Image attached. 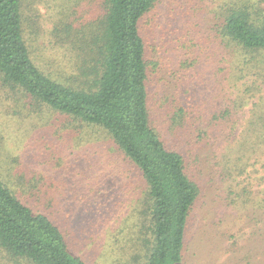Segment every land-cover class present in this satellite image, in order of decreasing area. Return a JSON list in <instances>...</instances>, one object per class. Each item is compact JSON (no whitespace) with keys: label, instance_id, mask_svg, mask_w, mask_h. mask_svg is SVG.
<instances>
[{"label":"rangeland","instance_id":"1","mask_svg":"<svg viewBox=\"0 0 264 264\" xmlns=\"http://www.w3.org/2000/svg\"><path fill=\"white\" fill-rule=\"evenodd\" d=\"M218 1L157 0L142 20L151 122L165 142L186 153L192 165L190 174L209 180L210 198L214 196L212 187L215 192L224 189V195L231 185L239 183H251L260 198L264 191V147L255 148L244 160H239L242 153L238 149L249 144L256 133L249 130V121L264 85L255 81L260 74L243 76L235 66L241 68L244 58L220 33L221 19L213 14ZM21 10L32 55L49 71L55 67L51 58L63 54L66 24L76 28L106 11L103 0H21ZM263 11L262 0L258 14ZM249 65L261 70L255 55ZM65 68L62 64L61 69ZM181 106L195 121L186 126L190 132L173 128L174 114ZM228 108L236 120L235 137L230 135L227 146L226 137H221L217 160L226 161L224 149L229 148L239 165L247 166L235 181L222 171L218 173L221 168L215 164L214 142L205 132L214 134V124L210 126L209 121L221 117ZM192 128L201 134L200 139L196 140ZM200 147L205 176L194 169L199 163L193 164L190 157L191 150ZM0 174L19 198L61 224L73 251L92 264H118L115 256L129 236L121 230L127 226L129 233V224L134 223L131 209L144 188L139 173L107 133H95L71 116L37 102L21 88L4 83L1 75ZM218 208H201L206 220L197 210L186 237L185 264H264V209L236 212ZM125 220L129 224L124 225ZM124 235L125 241L121 238ZM0 264L26 263L0 247Z\"/></svg>","mask_w":264,"mask_h":264},{"label":"trees","instance_id":"2","mask_svg":"<svg viewBox=\"0 0 264 264\" xmlns=\"http://www.w3.org/2000/svg\"><path fill=\"white\" fill-rule=\"evenodd\" d=\"M261 1L219 0L213 14L221 19L223 38L236 45L238 55L244 58L241 68L239 64L235 66L243 76L260 74L255 81L264 85V11L258 14ZM103 2L106 11L102 17L76 28L66 24L63 54L51 58L55 67L49 71L32 55L23 30L21 0H0V75L4 83L21 88L37 102L71 116L95 133H107L139 173L144 188L131 209L134 223L125 220L124 225H131V229L128 233L125 226L121 234L126 231L128 240L114 260L118 264H185L186 237L197 210L198 214L201 208L219 206L236 212L261 210L264 191L257 198L251 183H239L231 185L224 195V189L215 192L212 187L214 196L210 198L209 180L190 174L192 165L186 153L165 142L151 122L149 65L141 23L157 0ZM254 55L261 70L249 65ZM62 64L66 66L63 70ZM254 112L249 130L256 133L249 144L237 148L242 153L239 160L248 153L254 154L255 148L264 147V93ZM222 114L209 121L210 126L214 124V134L205 132L214 142L215 164L221 168L218 173L222 171L235 181L236 175L247 171V166L239 165L238 158L228 153V147L224 149L228 159L223 163L217 160L222 147L219 140L226 137V146L229 145L236 128L231 110L225 109ZM173 118L176 132H190L186 126L195 122L183 106ZM192 131L196 140L200 139L201 134L195 128ZM195 148L190 157L193 164L199 165L194 169L205 176L201 147L198 151ZM205 213L202 211L200 218L206 220ZM55 221L19 198L0 174V247L5 252L26 264H92L72 250L66 232ZM126 235L121 237L123 241Z\"/></svg>","mask_w":264,"mask_h":264}]
</instances>
